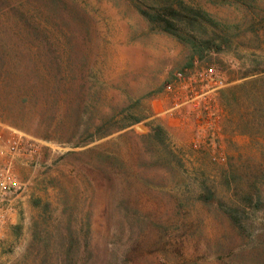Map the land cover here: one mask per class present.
I'll use <instances>...</instances> for the list:
<instances>
[{"label":"rangeland","instance_id":"obj_1","mask_svg":"<svg viewBox=\"0 0 264 264\" xmlns=\"http://www.w3.org/2000/svg\"><path fill=\"white\" fill-rule=\"evenodd\" d=\"M0 264H264V0H0Z\"/></svg>","mask_w":264,"mask_h":264},{"label":"built area","instance_id":"obj_2","mask_svg":"<svg viewBox=\"0 0 264 264\" xmlns=\"http://www.w3.org/2000/svg\"><path fill=\"white\" fill-rule=\"evenodd\" d=\"M174 78L180 83L193 84L194 86L190 87L189 92L194 93L196 96L208 95L224 86L223 81L214 74L212 69H201L190 73L189 76L185 72H177ZM166 89L171 90L172 84H168Z\"/></svg>","mask_w":264,"mask_h":264},{"label":"trees","instance_id":"obj_3","mask_svg":"<svg viewBox=\"0 0 264 264\" xmlns=\"http://www.w3.org/2000/svg\"><path fill=\"white\" fill-rule=\"evenodd\" d=\"M170 12H172V14H175L172 10ZM143 14L146 15L152 21L154 20V16L153 15L148 14L147 12H143ZM154 15H156L155 17L158 20H160L161 22H163L162 28H163L164 31H167V32H169L171 34H175L176 33V31H177V25L174 22H169L166 19L163 20L156 13Z\"/></svg>","mask_w":264,"mask_h":264}]
</instances>
